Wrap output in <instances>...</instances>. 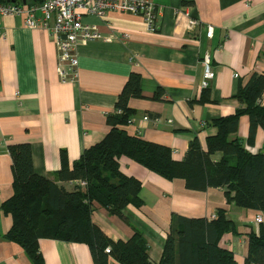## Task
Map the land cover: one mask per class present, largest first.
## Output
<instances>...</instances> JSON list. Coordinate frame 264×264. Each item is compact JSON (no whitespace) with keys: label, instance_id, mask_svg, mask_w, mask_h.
Listing matches in <instances>:
<instances>
[{"label":"crops","instance_id":"0c3cea01","mask_svg":"<svg viewBox=\"0 0 264 264\" xmlns=\"http://www.w3.org/2000/svg\"><path fill=\"white\" fill-rule=\"evenodd\" d=\"M23 8L40 0H10ZM156 21L149 30L140 14L108 10L102 16L86 14L97 39L77 42V78L58 76L57 48L50 32L29 28L25 13L4 15L0 27V206L13 192L12 158L8 146L28 143L33 170L71 190L79 179L57 180L62 162L69 167L84 149L109 131V113L131 72L140 74L141 97L130 98L134 110L126 131L166 146L174 160H182L195 136L206 148V138L216 133L210 120L231 115L241 104L235 93L253 73L264 74V0H152ZM39 17L40 12L35 11ZM189 19L199 21L192 29ZM213 28L211 37L206 26ZM208 56L213 77L207 81L208 101L201 102L204 63ZM235 73L237 76H235ZM162 91L160 98L154 93ZM264 100V95L262 97ZM249 118L240 117L235 134L245 149L264 152V126L249 138ZM235 135H231L234 137ZM217 151L211 159L217 161ZM119 171L138 179V200L121 209L120 216L96 206L91 221L113 242L126 241L133 228L145 238L153 264L160 261L170 218L179 215L208 220L218 208L235 222L238 234H225L219 245L243 264L248 232L264 230V210L229 204L224 189L192 190L181 178L167 179L127 156L118 158ZM82 187V186H81ZM260 214L262 222H254ZM12 217L0 208V264H34L7 233ZM41 264H94L83 242L41 237ZM109 253V252H106ZM107 264H121L109 254Z\"/></svg>","mask_w":264,"mask_h":264},{"label":"trees","instance_id":"16d2710c","mask_svg":"<svg viewBox=\"0 0 264 264\" xmlns=\"http://www.w3.org/2000/svg\"><path fill=\"white\" fill-rule=\"evenodd\" d=\"M139 83L140 74L131 72L118 94L114 112L107 117L109 131L99 142L84 149L71 167L62 162L57 171V180L79 179L85 181V186L67 190L37 175L30 145L8 146L13 192L0 208L12 217L7 236L23 248L34 264H41L38 252L41 237L86 243L94 264H107L109 254L121 264H153L140 230L133 228L128 240L113 242L91 221L96 206L120 216L123 207L138 200L141 183L119 171L120 156H127L167 179L181 178L188 189L223 188L227 203L264 210V152H249L235 135L243 115L250 122L249 140L256 127L264 126V74L253 73L244 85L238 86L234 96L242 107L231 115L210 120L209 125L216 128V133L206 138V148L194 136L179 161L172 159L168 147L126 131L134 113L128 101L142 96ZM161 94L158 90L153 98L158 99ZM208 94L209 89L203 88L200 101H208ZM217 151L222 156L214 161L211 155ZM215 214L211 220L172 215L157 264H237L232 252L219 245L223 235L238 234L235 222L226 218L225 208L216 209ZM247 238L243 264H264V230L258 234L250 231ZM105 247L110 248L109 253Z\"/></svg>","mask_w":264,"mask_h":264},{"label":"built area","instance_id":"2783aa9c","mask_svg":"<svg viewBox=\"0 0 264 264\" xmlns=\"http://www.w3.org/2000/svg\"><path fill=\"white\" fill-rule=\"evenodd\" d=\"M40 16H35V11ZM82 10L86 14L102 16L106 11H122L140 14L149 30H153L156 21V6L152 0H41L39 4H31L23 8L22 4L10 0L0 1V27L4 15H20L25 13L24 23L29 28L41 27L48 30L55 41L57 48L58 76L62 81H74L77 78V54L75 52L77 42L85 39H97L101 34L96 30L94 24L85 23ZM199 24L198 20L189 19L186 27L192 29ZM213 28L206 26V35L211 37ZM204 73L202 86H207V81L213 77L209 67V59L206 55L203 59ZM235 76L237 74L235 73ZM131 120H129L130 122ZM128 122V123H129ZM85 186V181H80ZM216 217L215 212L210 219ZM254 222H262V216L257 214ZM105 247V252H109Z\"/></svg>","mask_w":264,"mask_h":264},{"label":"water","instance_id":"95a60500","mask_svg":"<svg viewBox=\"0 0 264 264\" xmlns=\"http://www.w3.org/2000/svg\"><path fill=\"white\" fill-rule=\"evenodd\" d=\"M8 1V0H7Z\"/></svg>","mask_w":264,"mask_h":264}]
</instances>
